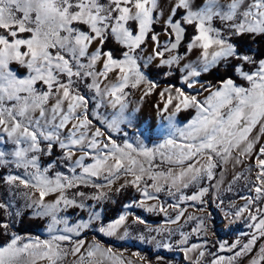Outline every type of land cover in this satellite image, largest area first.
I'll return each mask as SVG.
<instances>
[{
    "label": "snow or ice",
    "instance_id": "obj_1",
    "mask_svg": "<svg viewBox=\"0 0 264 264\" xmlns=\"http://www.w3.org/2000/svg\"><path fill=\"white\" fill-rule=\"evenodd\" d=\"M163 16L158 0H0V264H172L81 238L100 220L86 201L106 200L113 189L138 198L100 224L105 236L129 237L130 215L145 225L129 211L140 207L164 218L147 228L160 236L150 240L179 248L189 264L208 256L206 264H264V58L240 46L245 37L264 38V0H169ZM110 38L121 46L119 57L105 49ZM153 65L167 69L166 77L179 73L183 86L159 89L148 75ZM221 66L246 86L230 76L201 81ZM132 90L141 99L158 94L154 107L166 133L156 143L129 134ZM183 111L192 115L180 123ZM229 163L245 171L226 182ZM241 180L246 195L237 203L227 194ZM213 201L249 229L246 241L218 243L231 256L208 249L203 209ZM71 208L88 218L70 222L64 213ZM25 214L48 221L46 238L13 230Z\"/></svg>",
    "mask_w": 264,
    "mask_h": 264
},
{
    "label": "trees",
    "instance_id": "obj_2",
    "mask_svg": "<svg viewBox=\"0 0 264 264\" xmlns=\"http://www.w3.org/2000/svg\"><path fill=\"white\" fill-rule=\"evenodd\" d=\"M162 28V24H155L154 25V30H159ZM189 35L192 33V29H188ZM240 46L243 49L251 48L252 52L255 54V57L257 59L259 58H264V38H259L256 43H251V41L245 37L240 41ZM105 49H112L114 50V53L117 57L120 56L121 54V46L118 45L113 39H109L107 43L105 44ZM184 47L182 46L180 48V52H184ZM18 71L19 73H24L26 69L19 65H12ZM167 71V69H159L157 70L155 66H152L149 70L148 73L151 76H157L160 78L161 81H167L171 82L173 84L179 85L180 84V74L179 73H173L171 76H164L163 73ZM230 76L233 80L236 81L238 84H243L246 86V81H244L242 78L238 76V74L234 73L231 69H225L223 66L218 67L208 73L202 74L200 77L201 80L205 81H211L212 83H216L217 81H220L224 78H227ZM190 115H192L191 112L188 111H183L178 114V117L182 120L187 119ZM58 154V152L56 153ZM48 159V158H47ZM2 171V170H0ZM4 189L3 187H0V197L3 196L4 194ZM134 197H138L137 193L132 190V189H126L122 192H117L114 196V200L105 202V204L102 206L103 209V215L102 218L100 219L101 222L108 221L110 219H113L117 216V214L121 211L123 204L125 203L126 200L133 199ZM81 215H86L87 211L85 210H79ZM147 218L149 219H154V220H159L162 218L161 214H147ZM218 220L217 215H212L211 222L216 224V221ZM99 221H96L95 224L97 225ZM46 224V219H38V218H33L31 215L25 214L20 218H17L15 224H14V231L17 232V234H23V233H28V234H37L38 230L45 227ZM85 236H93L97 240H99L102 244H106L109 247H112L113 249H119V250H138L141 251V253H144L147 255V259L155 262L156 256L157 255H162L166 260H171L172 264H178L177 263V258L172 254L165 252L163 250L159 251H154L151 254H149V249L148 247H143L139 248L135 245L127 244L124 241H117L116 239L102 235L97 231L96 228H91L86 230L84 233L81 234V237ZM246 238V237H245ZM231 238H227V242H231ZM208 249L211 252H217L218 254L220 253L219 251L216 250V243H212V240L209 239V244H208ZM211 257L208 256L206 257V262L207 260H210ZM205 262V264H206Z\"/></svg>",
    "mask_w": 264,
    "mask_h": 264
},
{
    "label": "rangeland",
    "instance_id": "obj_3",
    "mask_svg": "<svg viewBox=\"0 0 264 264\" xmlns=\"http://www.w3.org/2000/svg\"><path fill=\"white\" fill-rule=\"evenodd\" d=\"M18 74L24 75V74H26V71L24 73H19L18 72ZM148 102H149V100H148ZM150 110L151 109H149V111ZM156 112H157L158 118L161 119V116H160L159 112L157 110H156ZM190 118H191V115L187 119L182 120V119H180L177 116V120L180 123L186 122ZM148 119H152V117L149 116ZM150 124L151 123L148 124L149 127H150L148 129L149 130L148 136H150V141L156 143V142L159 141V139H162L163 138V136L166 133V128L165 127L160 128L159 126L151 127L152 125H150ZM261 143H264V140H262ZM56 155H59V153L56 154ZM44 159H45V163H46L48 161L47 157H45ZM60 170H63V169H60ZM244 171H245V169L242 166L237 165L235 168H233L232 164L229 163L228 165L225 166V170H224V180L226 182H230L232 180V176L235 174V172H244ZM233 189H234V191L232 193H228L227 195L229 197H231L235 202L242 203V201H240V199H239V196L240 195H246V190L244 188V181L241 180L239 182L234 183ZM80 190L81 191H84L88 196H91L93 194V192H95V189H93L91 187H82ZM116 193H117L116 191L109 193V198L106 199V200H101L99 202H97L95 200H87L86 203L91 204V205H93V206L96 207V210L100 212V219H101L102 218V215H103L102 206L105 204V202L114 200V196H115ZM162 200L163 201H167V202H170L171 201L167 197H162ZM20 203H23V201H20ZM226 203H227V201H226ZM122 209H123V206H122ZM79 210L80 209H78V208H71V209H69L64 214L67 215V216H69L70 222H75L78 219H87L88 218V215L87 214L86 215H81V213L79 212ZM135 210L146 221V224L145 225L130 224L129 225L130 236L129 237H126V240H117V239L116 240L117 241H124L127 244L135 245V246H137V247H139L141 249L143 247H146V245H144V244L147 241L148 236L153 235V234H156L155 232H149V231H147V228L149 226L152 227V228H155L159 224H162L163 221L160 222V223H157V224L156 223L154 224L153 222H152V224H150L151 223L150 220H154V219L147 218V214L148 213H150V214H156L155 212H149V211H147V212L144 213L139 208H136ZM203 210L205 212H207L208 215H209V217H210V219H209L210 228H209V231H208V240L210 239V240H212V243H214V242L216 243V250L217 251H218V243L219 242H222V241H227V238L228 237L232 239V241L231 242H228V244L233 243L238 237L241 238L242 242L243 241H246L247 237H246L245 234L249 232V229H248L247 224L245 223V219L244 218L236 219V218L232 217L231 215L228 214L229 210L227 208L222 207V206H218L217 203L214 202V201L206 204L204 206V209ZM190 211H194V209H191ZM28 215H30V214H28ZM212 215L213 216L214 215H217L219 217L221 216V218L225 219V223H220L221 225H218L217 224V221L218 220H217L216 221V224H214L213 222L210 221L211 218H212ZM162 218H163V216H162ZM111 220H113V219H110V220L105 221V222H101L99 220V223L96 225V227H93V228L98 229V227L100 226L101 223H108ZM47 223H48V221L46 220L45 227L39 229L37 234L23 233V234H20V235H24V236L32 235V236H40L41 238H46L47 237V232H46ZM122 234H123V232L121 231L120 235H122ZM102 235H104V234H102ZM141 235H143L145 237L144 240H141L140 239V236ZM114 237L120 238L119 235L118 236H114ZM81 238H85V239L91 241L94 237L93 236H88V237L85 236V237H81ZM103 245L105 247H109L106 244H103ZM117 250H119V249H117ZM123 250H125V249H123ZM219 252H220L219 254L225 255L226 257L232 255L231 252H226V251H219ZM140 253H141V251H140ZM141 255L147 257V255H145L144 253H141ZM160 256H162V255H160ZM68 259L70 261L71 260V257H69ZM242 264H247V259L243 260L242 261Z\"/></svg>",
    "mask_w": 264,
    "mask_h": 264
},
{
    "label": "crops",
    "instance_id": "obj_4",
    "mask_svg": "<svg viewBox=\"0 0 264 264\" xmlns=\"http://www.w3.org/2000/svg\"><path fill=\"white\" fill-rule=\"evenodd\" d=\"M158 2H159L160 9L164 13V16L162 17V20H163L164 18L167 17L168 12H169V0H158ZM158 24H162V23H158ZM155 31L156 32H160L161 29L155 30ZM93 47H95V45ZM145 51L146 52H150L151 51V41L150 40L148 42V46L146 47ZM197 55H198V53L194 52V53L190 54L189 59L190 60H195ZM148 75H149V77L151 79H154V80H157L158 81V83H159V89H163L164 87L169 86V85H175L177 87L183 86L181 80H180V84L179 85H176V84H173L171 82L161 81L159 79V77H157V76H151L149 73H148ZM201 81L202 82H207L205 80H201ZM141 95H142V93L140 91H138V90H132V93L129 96V107H130V109H133L134 111H132V113H131V115L133 116V127L130 128L128 131H129V134L130 135L132 133L143 132L146 136H148V134H149V130L148 129L150 128L149 125H148L149 123H151L150 124V125H152L151 127L159 126L160 128H163L164 127V123H163L162 119H159L158 118L157 112H156L157 109L154 107V105L156 104V102L158 100V94H153V95L148 96V97H146L144 99H141L140 98ZM147 99L149 100V102H148ZM149 109H151V110L149 111ZM149 116H151L152 119H148ZM149 142L150 143H154L152 141H149ZM149 146H151V144ZM116 187H118V185H116ZM112 192H115V189H113ZM134 198H138V197H134ZM130 200H132V199L127 200L125 202V204L128 203ZM171 202L172 201H170L168 203H171ZM149 203H152V202H149ZM124 205H123V209L118 213V215H120L121 213H123L125 211ZM136 208L141 209L144 213L147 212L143 208L133 207L132 209L129 210L130 213L133 214V215H139L140 216V214H138V212L135 210ZM163 219L164 218H162L160 220H150V222H151L150 224H152V222L154 224L155 223L156 224L157 223H160V222L163 221ZM220 223H225V219L221 218V216L220 217L218 216L217 224L218 225H221ZM130 224H133L132 223V216L131 215H130L129 221H128V225H130ZM153 235H156L157 236V239H160V236H158L157 233L156 234H153ZM153 235L148 236V239H147V241L144 244V245H146V247H148L149 254H151L154 251L163 250L165 252L172 253L177 258V263L178 264H189V261L187 260V258L181 252V250L179 248L173 247L172 249H164V248L157 247L156 244L150 240V237L153 236ZM114 239H117V240H126V238L120 239V238H117V237H114ZM199 240H200V238H196L193 242H198ZM114 250H117V249H114ZM119 251H125V250H119ZM135 251H137V250L127 251L125 254L128 255V254H130L132 252H135ZM224 251L229 252L227 250H224ZM218 255H222V254H218ZM222 256H225V255H222Z\"/></svg>",
    "mask_w": 264,
    "mask_h": 264
}]
</instances>
